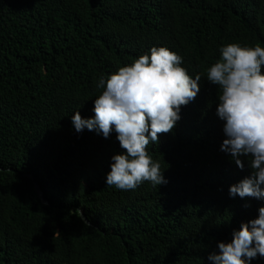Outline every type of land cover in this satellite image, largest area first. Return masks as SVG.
I'll use <instances>...</instances> for the list:
<instances>
[{"label": "trees", "instance_id": "16d2710c", "mask_svg": "<svg viewBox=\"0 0 264 264\" xmlns=\"http://www.w3.org/2000/svg\"><path fill=\"white\" fill-rule=\"evenodd\" d=\"M229 43L264 48V0H0V264H212L217 242L264 206L228 195L250 169L220 151L206 69ZM161 46L201 77L146 146L167 182L107 186L125 150L115 132L77 133L71 115L91 117L99 78Z\"/></svg>", "mask_w": 264, "mask_h": 264}, {"label": "clouds", "instance_id": "9594fccd", "mask_svg": "<svg viewBox=\"0 0 264 264\" xmlns=\"http://www.w3.org/2000/svg\"><path fill=\"white\" fill-rule=\"evenodd\" d=\"M219 53L220 58L206 69V80L220 88L215 108L225 137L220 151L237 168L246 163L250 169L229 186L228 195L264 199V48L229 43ZM181 62V56L166 47H153L150 54L119 67L106 80L99 78L96 86L103 91L92 100L91 117L82 118L78 111L71 115L77 133L87 129L106 139L115 132L125 150L111 156L107 186L134 190L143 181L154 186L167 182L146 146L155 144L159 133L174 128L181 106L199 91L200 74L189 76ZM216 248L207 257L212 264H251L258 255L264 257V206L258 208L256 218L232 231L230 241L217 242Z\"/></svg>", "mask_w": 264, "mask_h": 264}, {"label": "water", "instance_id": "95a60500", "mask_svg": "<svg viewBox=\"0 0 264 264\" xmlns=\"http://www.w3.org/2000/svg\"><path fill=\"white\" fill-rule=\"evenodd\" d=\"M29 177L33 179L32 176L29 175ZM35 189H36V191H37V193H38L40 199L42 200V202H43L44 204L48 205V204H49L48 201H47L46 198L44 197V195H43V193H42V190L40 189L39 185H38L36 182H35ZM84 220H85L88 224H90L89 221H88L87 219L84 218Z\"/></svg>", "mask_w": 264, "mask_h": 264}]
</instances>
